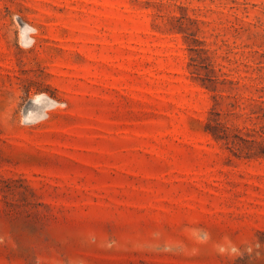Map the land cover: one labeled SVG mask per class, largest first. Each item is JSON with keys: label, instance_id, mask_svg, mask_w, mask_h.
<instances>
[{"label": "rangeland", "instance_id": "obj_1", "mask_svg": "<svg viewBox=\"0 0 264 264\" xmlns=\"http://www.w3.org/2000/svg\"><path fill=\"white\" fill-rule=\"evenodd\" d=\"M0 264H264V0H0Z\"/></svg>", "mask_w": 264, "mask_h": 264}]
</instances>
